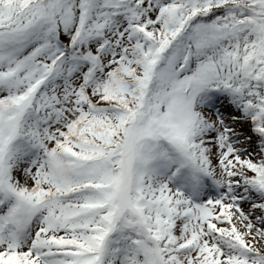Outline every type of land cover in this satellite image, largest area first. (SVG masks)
Listing matches in <instances>:
<instances>
[{
  "label": "snow or ice",
  "instance_id": "snow-or-ice-1",
  "mask_svg": "<svg viewBox=\"0 0 264 264\" xmlns=\"http://www.w3.org/2000/svg\"><path fill=\"white\" fill-rule=\"evenodd\" d=\"M0 264H264V0H0Z\"/></svg>",
  "mask_w": 264,
  "mask_h": 264
}]
</instances>
